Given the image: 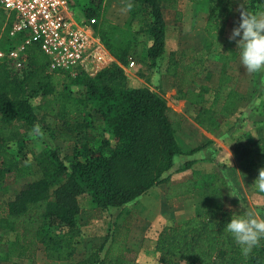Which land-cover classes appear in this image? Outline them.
Listing matches in <instances>:
<instances>
[{"label":"trees","instance_id":"obj_1","mask_svg":"<svg viewBox=\"0 0 264 264\" xmlns=\"http://www.w3.org/2000/svg\"><path fill=\"white\" fill-rule=\"evenodd\" d=\"M190 1L199 9H208L205 31L211 42L222 33L236 5L246 6L251 12L264 11V0ZM73 2L77 16L90 22L98 16L103 0ZM177 2L133 0L128 24L135 26V30L133 27L125 30V38L118 42V27L108 17L95 23L94 28L122 65H128L132 59L147 64L151 70L166 54L167 23L163 4ZM12 21L13 16H8L0 7V49L6 53L24 39V34L10 35ZM142 33L149 37L148 41L140 39ZM224 50L232 52L227 57L239 55L236 42L227 41ZM27 52V65L20 71H15L6 59H0V189L11 179L16 181L33 173L32 165L22 162L21 152L27 139L35 137L46 118L53 117V123L45 127L55 131L57 139L75 146L73 156H64L58 147L47 148L38 162L41 175L24 184L15 198L0 203V231L15 233L13 240L6 241L8 249L0 256L2 261L10 257L35 258L41 248L50 261L72 260L82 235L78 222L80 196L88 193L93 207L105 210L124 206L153 187L166 184L167 200L194 197L197 205L195 215L166 225L160 231L155 249L162 264H264V240L244 256L231 235L224 232L234 212L223 201L215 200L224 181L222 175L195 170L178 182L170 174L166 175L173 168L176 155L193 154L206 145L188 152L182 148L177 132L184 115L171 107L163 95L135 84L118 62L93 73L74 76L61 69L50 70L49 58L39 44H28ZM201 72L173 52L162 80L176 88L180 98L188 96L191 103L199 105L195 121L214 132L224 118L236 113L246 95L231 88L221 109L207 107L205 94L210 92V86L192 89ZM139 76L145 74L141 72ZM226 78H221V85L226 84ZM94 112L101 117L104 132L112 137L103 139L102 149L93 146L97 137L87 131L94 125L91 121ZM247 152L244 157L256 153L264 160V136L255 139ZM196 162L186 161L178 170L191 169ZM214 214L218 219L212 225L210 216ZM116 235L111 236L113 239L103 257L97 252L80 264L89 261L139 264L138 252L127 245L126 235L124 238ZM2 240L0 237V244Z\"/></svg>","mask_w":264,"mask_h":264},{"label":"rangeland","instance_id":"obj_2","mask_svg":"<svg viewBox=\"0 0 264 264\" xmlns=\"http://www.w3.org/2000/svg\"><path fill=\"white\" fill-rule=\"evenodd\" d=\"M132 3L133 0H103L102 6L98 11V16L90 21L92 27H95L94 24L99 23L103 17H108L118 27L116 42L121 39L123 40L125 38V30L128 31L132 27L135 30V26L128 24L131 18ZM183 6H180V10H176L175 5L164 4L163 6L167 22V49L165 58L160 59L156 67L151 70L147 69V64L135 61V66L130 71H126V73L134 79L133 82L135 84L147 86L159 92L171 107L180 113H182L181 110L189 113L190 117L193 112L198 111L199 107L187 102L188 96L180 98L177 89L172 87L169 82L162 80L168 64V57L171 53L175 52L186 63L197 66L202 70L201 74L196 78L192 89L198 90L202 85L210 86V92L205 94V105L207 107L221 109L230 89H238L246 95V99L242 102L236 113L224 118L221 126L213 133L211 132V134L219 132L220 136L224 135L227 141L226 144L231 150L234 151L235 149L237 152L239 151V153L243 154L245 147L249 148L255 139L264 136V72L248 73L241 66L239 55L236 58L226 56L231 55L232 52L227 51L225 53L224 49L226 47L224 48L223 44H226L227 40L230 41L229 37L232 30L240 23L241 12L247 10V8L246 6L241 7L236 5L224 25L222 33L218 37L220 40L211 42L209 35L205 31L207 16L209 14L208 9L203 7L196 9L198 10L196 11L194 8L190 9ZM183 11L187 12L186 17L183 16ZM179 13H182V16ZM139 37L145 41L149 39L143 33ZM130 61L134 60L131 59ZM114 63L117 62L114 61L104 68ZM15 71L20 70L15 69ZM141 72L145 76L140 77L139 74ZM223 76L228 79L225 85L220 84ZM185 118L188 117L185 116ZM91 121H93L94 125L87 129V131H90L97 137V143L93 146L96 149H102L103 139H112V137L104 132L103 121L95 112ZM51 122L53 123V117L46 118L41 123V129L35 133V137L27 139V145L21 152L22 162L32 165L33 173L16 181L13 179L9 180L5 188L3 190L0 189V203L15 198L24 184L35 180L41 175V167H39L38 162L44 157L47 148L58 147L64 156H73L75 144L57 139L56 132L45 127V125ZM196 133L197 138L195 141L189 140L190 142H186L185 139L181 140L180 137L179 141L182 146H201L204 141L199 133ZM110 141L112 143V140ZM221 148L225 150L221 151ZM221 148V152L217 149L219 152L217 156L221 160L227 161L226 156L229 155V151L223 146ZM14 149L17 150V146H14ZM246 157H244L245 159L242 158L236 161L235 165L238 169L235 170L237 172L236 177L238 178L237 183H232L231 185L233 186L228 185L223 177L225 183L223 181L221 184L219 194L215 200L223 201L224 206L235 214L242 210H248L252 211L257 218H263L264 193L257 191L252 185L259 175V170L264 168V160L256 153H252ZM178 163L181 164L179 165ZM183 164L184 162L181 160L174 163L173 168L166 175L170 174L172 180L175 182L183 181L186 177L191 176L195 170H199L203 174L219 173L222 175V165L215 162H200L186 171L178 170ZM249 167L253 168L250 170ZM229 180H231V177ZM166 193L167 185L160 184L152 191L124 206L110 207L105 210L94 208L90 195L86 193L79 197L81 211L78 222L82 235L78 238V251L72 260L50 261L43 255L44 252L41 248L35 258L10 257L7 261L0 259V264H80L97 252H100V255L103 257L113 239V235L116 234L118 238L121 236L124 238V234L126 235L127 245L138 252L136 261L139 264H162L159 260V253L155 249V243L160 231L166 225L177 224L195 215L197 205V199L194 197H177L167 200ZM217 219V214L210 216L212 225L216 224ZM117 228L118 231L116 232ZM53 233H56L55 229ZM0 237L3 238L2 244H0L1 256L7 252L8 243L6 244V241L13 240L15 233L0 231ZM105 242V250L101 252V247ZM13 253L11 254L12 256ZM86 264L95 263L89 261ZM122 264L128 263L124 262Z\"/></svg>","mask_w":264,"mask_h":264},{"label":"built area","instance_id":"obj_3","mask_svg":"<svg viewBox=\"0 0 264 264\" xmlns=\"http://www.w3.org/2000/svg\"><path fill=\"white\" fill-rule=\"evenodd\" d=\"M0 7L13 16L10 35L24 34L20 45L8 53L0 49V59L16 70L27 65L31 43L39 44L48 56L50 70L61 69L74 76L118 62L92 24L77 16L73 0H0ZM119 64L130 71L136 63Z\"/></svg>","mask_w":264,"mask_h":264},{"label":"clouds","instance_id":"obj_4","mask_svg":"<svg viewBox=\"0 0 264 264\" xmlns=\"http://www.w3.org/2000/svg\"><path fill=\"white\" fill-rule=\"evenodd\" d=\"M230 41H236L239 61L248 73L264 72V11H242L240 23L232 30ZM264 193V168L252 185ZM224 232L231 235L244 256H248L264 240V218L251 211L233 214Z\"/></svg>","mask_w":264,"mask_h":264},{"label":"crops","instance_id":"obj_5","mask_svg":"<svg viewBox=\"0 0 264 264\" xmlns=\"http://www.w3.org/2000/svg\"><path fill=\"white\" fill-rule=\"evenodd\" d=\"M174 5L176 7V10H180V6H183V5L188 7V8H190V9H192V8H194L195 10L199 9L198 5L196 3L191 2L189 0H178V2L176 4H174ZM163 6H164V4H163ZM196 11H198V10H196ZM163 12H164V9H163ZM186 13L187 12L183 11V16L184 17H186ZM179 14H181L180 16H182V13H179ZM217 40H220V39L217 38ZM227 41H226V44H227ZM233 42H236V41H233ZM226 44H223L224 48L226 47ZM169 57H168V61H169ZM187 102H189L191 105L198 106L199 107L198 111H199V109H200L199 105L191 103L190 100H187ZM198 111L197 112L196 111L193 112L192 116L190 117L189 113L184 112L183 110H181V112H182L181 114L184 115V113H186L185 116H187L188 118H185V116H184V121L182 123V126L179 129V131L177 132V139L179 141V138L181 137V140L185 139L186 142L189 141V140L190 141H195L196 138H197L196 137V135H197L196 132H198L199 135L202 137V140L204 141V143H202L201 146H203V145H206V146L203 147L202 149L196 151L193 154H179V155H176L175 159H174V163H176V162H178L180 160L182 162H186V161H189V160H194V161H197L196 163L205 162V161H210V162H213V163L215 162V163H218V164L222 165L221 172H222L223 177L225 178L226 183H228V185L229 184L231 185L232 183H237L238 178L236 177V173L237 172L235 170H238V169H237V166L235 165L236 161H238L239 159H242L244 157L243 155L246 154V152L250 149V147L249 148L245 147V151H244L243 154L239 153V151L237 152L235 149H234V151H232L231 148L226 144L227 141L225 140L224 135L220 136L219 132H215L214 134H211V132H208L207 130L202 128L195 121V116L198 114ZM224 128H225V126H224ZM209 141H211V142L207 145L206 143H208ZM179 143H180V141H179ZM180 145L182 146L181 143H180ZM221 146L225 147L229 151V155L226 156V158L228 159L227 161L221 160V158H219L217 156V154L219 153L217 151V149H219V151H220ZM182 148L186 152H188L191 149H194L196 147H190V146L184 145V146H182ZM222 150L224 151L225 149L221 148V151ZM237 153H238V155L240 157L239 156L237 157ZM220 157H221V155H220ZM178 164L180 165L181 163H178ZM223 171H225V173H223ZM230 177H231V180H229ZM231 186H233V185H231ZM156 187L157 186H155L154 188H156ZM154 188H152L149 191H152ZM43 255L45 256V254H43Z\"/></svg>","mask_w":264,"mask_h":264}]
</instances>
